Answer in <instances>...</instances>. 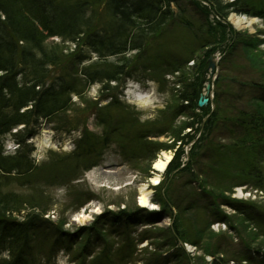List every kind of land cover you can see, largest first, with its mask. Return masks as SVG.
Returning <instances> with one entry per match:
<instances>
[{
    "label": "rangeland",
    "instance_id": "374dc122",
    "mask_svg": "<svg viewBox=\"0 0 264 264\" xmlns=\"http://www.w3.org/2000/svg\"><path fill=\"white\" fill-rule=\"evenodd\" d=\"M98 11L102 13V7ZM235 15L249 19L253 25L236 28L231 22ZM102 20L99 17L98 22ZM227 24L239 33L241 40L257 46L258 51L251 49L249 54L264 58L263 18L234 12ZM168 29V35L154 42L143 59H138L135 52L126 56L131 59L128 69L135 70L126 79V85L103 92L97 83L87 87L81 96L73 95L70 108L58 117L41 119L37 135L21 147L13 135L16 130L3 137L7 156L24 153L34 166L33 172L26 176L0 173V178L8 182L5 190L15 192L22 199V210L15 213V218L23 220L27 215L40 214L54 229L66 234L49 258L47 253L44 260L33 255L28 264H90L103 251L108 255L107 264H260L262 261L259 256H264V224L258 227L252 217L244 219L230 201L264 210V192L252 186H237L242 177L235 179L232 171L215 170L201 157V152L192 155L193 145L201 136L202 123L216 108L219 68L212 78L210 68H205L202 75L199 69L202 51L175 74L163 76L162 72L141 68L145 63L158 61L162 54L188 57L193 48L190 31L178 24ZM53 41L63 52L66 66L80 49L89 59L79 67L99 60L97 54L89 53L78 43L62 42L59 38L49 43ZM244 54L242 47L239 48L231 67L233 72H229L225 84L235 77L248 82L258 76ZM212 56L218 58L219 67L221 51ZM121 58L109 60L118 63ZM59 71L55 70V74ZM183 78L187 83L201 86L200 94L205 93L211 82L212 94L208 105L202 107L204 111L196 109L179 115L171 110L177 105L174 99L183 90ZM236 102L241 107L248 105L247 100ZM107 105L110 107L104 109ZM151 127L163 130L161 135L147 138L158 144V150L137 137L138 132ZM85 133L89 135L87 140H83ZM143 144H147V149ZM162 153H169L171 160L158 172L154 165ZM92 156L97 163L91 164ZM189 163L191 167L200 163L199 168H204L198 180L187 172L179 173ZM154 177L159 178L157 184L152 182ZM143 192L149 193L146 207L140 205ZM119 214L129 217L127 226L114 220ZM53 227L48 228L52 231ZM176 231L183 233L187 241ZM250 250L257 257L255 263L246 255ZM120 252L124 255L128 252V258ZM7 256L1 253L0 260Z\"/></svg>",
    "mask_w": 264,
    "mask_h": 264
},
{
    "label": "trees",
    "instance_id": "16d2710c",
    "mask_svg": "<svg viewBox=\"0 0 264 264\" xmlns=\"http://www.w3.org/2000/svg\"><path fill=\"white\" fill-rule=\"evenodd\" d=\"M101 7L102 13L98 11ZM234 12L264 19V0H0V173L26 176L34 170L24 153L5 154L4 136L16 130L13 135L21 147L37 135L41 119L55 118L67 111L73 95L81 96L87 87L97 83L103 92L126 85V79L135 71L133 67L128 69L131 59L126 56L135 52L138 59H143L154 42L168 35V27L178 24L192 35L193 48H189L188 57L162 54L158 61L145 63L141 68L162 72L163 76L175 74L202 51L199 69L203 75V70L209 68V59L221 51L216 108L206 122L202 121L201 136L193 145L192 155L201 152L215 170L232 171L235 179L242 177L237 186H252L264 192V58L249 54L251 49L258 51L257 46L241 40L239 33L227 24ZM99 17L103 19L101 23ZM54 38L80 44L89 53L97 54L98 62L79 67L89 59L80 49L68 66L64 65L59 45L49 43ZM241 47L258 76L248 82L235 77L225 84ZM112 57L122 58L113 63L109 60ZM181 84L183 90L171 110L179 115L196 109L204 111L197 105L201 86L187 83L185 78ZM241 100H247V107L238 106L236 101ZM162 133L161 128L151 127L138 132L137 137L158 150V144L147 138ZM88 137L85 133L83 140ZM143 146L147 149V144ZM90 159L91 164L97 163L93 156ZM188 165L179 173L187 172L198 180L204 168H199L200 163ZM7 185L6 178H0V254L8 255L0 264H28L33 255L44 260L46 253L49 258L66 234L54 229L40 214L27 215L23 220L15 218V213L22 210V199L15 192L6 191ZM230 202L244 219L252 217L258 227L264 224V210L236 200ZM114 220L121 226L130 221L126 214H119ZM181 234V239L187 241ZM122 252L121 256L128 258L129 253ZM104 253L90 264H107L108 255ZM252 254V250L246 252L249 261L255 263L257 257ZM259 259L264 264V256Z\"/></svg>",
    "mask_w": 264,
    "mask_h": 264
},
{
    "label": "bare ground",
    "instance_id": "6f19581e",
    "mask_svg": "<svg viewBox=\"0 0 264 264\" xmlns=\"http://www.w3.org/2000/svg\"><path fill=\"white\" fill-rule=\"evenodd\" d=\"M231 22L234 24V26L238 29H244V28H249L251 27V25H253V22L250 21L249 19L245 18V17H239V16H232L231 18ZM171 160V156L169 153H162L160 158L156 160L155 162V169L158 172H162L167 164L170 162ZM152 182L154 184H157L159 182V178L158 177H154L152 179ZM149 193L143 192L142 197L140 198V205L142 207H146L149 206Z\"/></svg>",
    "mask_w": 264,
    "mask_h": 264
},
{
    "label": "water",
    "instance_id": "95a60500",
    "mask_svg": "<svg viewBox=\"0 0 264 264\" xmlns=\"http://www.w3.org/2000/svg\"><path fill=\"white\" fill-rule=\"evenodd\" d=\"M218 61H219L218 58H216L215 56H212L209 59V68H210V77L211 78L214 76V73L218 72V68H217ZM211 88H212V84L209 81V83L206 86L205 93L201 94L199 99H198L197 105L199 108H202V107H205L208 105L209 97L212 94Z\"/></svg>",
    "mask_w": 264,
    "mask_h": 264
}]
</instances>
